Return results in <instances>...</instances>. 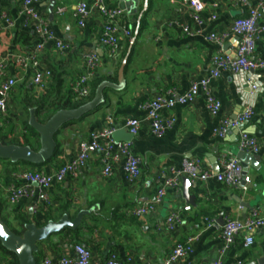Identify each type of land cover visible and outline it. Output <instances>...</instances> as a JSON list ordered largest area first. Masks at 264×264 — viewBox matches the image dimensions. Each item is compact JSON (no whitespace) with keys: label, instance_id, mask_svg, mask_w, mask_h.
Returning <instances> with one entry per match:
<instances>
[{"label":"crops","instance_id":"crops-1","mask_svg":"<svg viewBox=\"0 0 264 264\" xmlns=\"http://www.w3.org/2000/svg\"><path fill=\"white\" fill-rule=\"evenodd\" d=\"M198 1L201 5L197 13L202 21L200 25L192 19V8L181 0H105L109 7L125 8L120 23L129 35L119 32L114 50L99 42L105 20L94 6V0H55L51 14V0H39L33 6L66 46L60 50L52 42H47L40 57L42 67L54 69L62 91L69 89L82 73L81 56L85 51H95L99 56L96 77L102 78L100 83L108 84H104L100 91L97 104L100 105L96 109L94 107L80 119L66 125L61 123L58 127L54 135L61 151L56 159L39 166L19 161H12L18 163L11 165L0 160L3 216L11 221L15 216H21L32 220L28 224L41 227L63 216L71 221L79 215L77 226L82 224L87 228H82L78 242L91 250L94 259L103 260L114 252L123 261L130 258L127 264H165L176 243L194 237L192 253L174 264H264V259L261 263L259 261L264 258V225L253 232L254 240L250 246L245 247L242 239L236 238L221 255L222 239L220 225H217L219 217L241 220L254 210L264 217V90L253 92L245 75L235 76L229 71H221L210 83L211 92L221 105L217 114L207 111L204 96L199 94L190 103L176 104L162 111L164 119L174 121L161 137L151 134L145 112L140 108L143 101L156 94L171 88L183 94L192 81L208 77L212 68L211 56L216 51L235 53L237 38L229 29L235 18L247 15V10L236 6L235 0ZM79 2H84L88 11L83 26H79L75 18ZM20 3L21 0H0V12L5 11L13 23L5 27L3 20L0 21L3 26L0 58L7 59V73L16 79L6 113L0 114V124L5 130L11 128L9 138L23 141L24 135L28 134L23 125L26 118L23 103L37 89L32 84V71L21 68L13 57L26 54L40 40L31 26H23ZM57 7H62V12H57ZM259 25L264 27V10ZM183 26H187L192 34L184 33ZM22 32L30 37L29 44L21 36ZM222 32L228 36L221 47L206 38L210 33ZM253 56L264 62V32L256 40ZM250 74L254 81L264 86V69H256ZM51 81L46 87L48 93L55 80ZM89 87L91 90V85ZM245 104H250L253 110L245 129L259 143L255 166L247 167L246 174L251 181L246 190L225 186L214 178L190 181L186 193L193 197L188 201L182 195V179L178 192L172 188L166 190L162 204L154 213L141 217L129 213L131 208L152 198L163 175H168L169 167L179 168L183 158H197L202 168L214 173L220 170V161L224 157H236L240 161L236 144L239 132L232 129L225 136L218 137L214 129L221 119L236 116ZM107 115L118 124L126 117L140 120V128L131 145L133 153L141 160V173L136 182H127L122 161L113 163L111 176L102 177L99 156L93 154L74 180L68 179L50 188V202L37 203L35 211L31 209L35 199L20 200L15 204L8 202L6 187L13 182L14 171L25 168L47 171L69 160L75 155L80 140L88 138L90 131L106 126ZM32 118L41 124L48 121L39 120L34 107L29 108V124ZM28 137L34 140L31 135ZM184 206L189 209L184 210ZM172 210L179 212L181 222L167 231L164 220ZM60 213L57 219L47 221ZM211 219H215L214 224L208 221ZM50 240L49 244L41 243L38 249L42 256L57 258L63 239L55 235Z\"/></svg>","mask_w":264,"mask_h":264},{"label":"built area","instance_id":"built-area-1","mask_svg":"<svg viewBox=\"0 0 264 264\" xmlns=\"http://www.w3.org/2000/svg\"><path fill=\"white\" fill-rule=\"evenodd\" d=\"M39 0H21L19 15L23 19V26H31L39 38V42L23 55H15L14 61L23 69L32 71V84L37 90L45 87L47 80L51 76L49 69L41 66L40 57L47 42H52L57 49L63 50L65 44L55 36L48 26V21L41 14L37 13L34 5ZM105 0H94V6L98 9L105 22L102 27V33L99 36V42L103 46L114 50L118 44V33L129 35V31L121 26L120 19L125 13V8L109 7L105 5ZM183 4L192 8V19L196 24H202L198 16L201 5L198 0H181ZM234 4L239 8L247 10V15L237 17L230 26V34L237 38L236 50L233 55L216 51L211 56L212 68L209 76L192 81L188 90L179 94L174 88L165 90L164 93L156 94L146 99L141 104V109L145 112V119L149 123L150 132L155 137H161L172 123V118L164 119L162 111L170 109L176 104H186L192 102L197 95L204 96L207 111L216 115L220 109V102L213 96L210 83L217 78L221 71H229L231 74L245 75L247 82L253 92L264 90V86L253 80L251 71L264 69V62L253 56L255 43L260 33L264 32V27L259 25L261 12L264 10V0H235ZM62 7H57V12H62ZM243 10V9H241ZM87 6L84 2H79L75 8V18L79 26H83L87 17ZM214 16H212V19ZM3 20L5 27L13 25L7 17L5 11L0 12V21ZM3 26L0 22V33ZM186 34H192L187 26L182 27ZM200 33V31H199ZM228 34L210 33L206 38L221 47ZM82 73L76 77L70 86L73 98L81 100L90 94V82L96 77L100 67V59L95 51H85L82 53ZM16 84V79L7 73V59L0 58V114L5 115L7 102L11 91ZM253 110L250 104H245L243 109L234 117H225L220 120L218 126L214 129V134L223 137L229 130L235 129L239 132L237 139V148L240 152H249L255 154L259 151L257 140L247 133L245 124L252 117ZM106 126L90 131L88 138L78 142L75 155L69 160L59 164L55 168L47 171L42 169H18L13 172V182L6 187L7 200L10 204H15L20 200L35 199L31 207L36 210L37 203L47 204L50 202L49 190L55 184L66 180H74L79 171L85 167L87 161L93 154L99 156L101 163L100 174L102 177H109L112 174V165L116 161H122V169L125 173L127 182L130 184L136 182L141 173V160L131 149L132 141H114L112 134L118 129H126L134 136L137 135L140 128V120L134 117L124 118L120 124L114 122L112 116H106ZM220 170L214 173L211 170L201 167V162L197 158H183L181 166L176 168L170 166L168 175H163L159 186L151 199L141 205L135 206L129 210V213L136 217L145 216L154 213L156 208L162 204L166 190L172 188L179 191L181 180L187 178L189 181H206L214 178L225 186L240 188L246 190L251 178L243 173L241 162L236 157H224L221 159ZM188 210L189 206H184ZM215 223V219L208 220ZM181 218L178 211L172 210L164 220V228L167 231L173 230ZM264 225V217H261L258 210L244 219H232L223 217V223L220 225V237L222 246L219 254L224 253L234 242L236 238H241L243 245L250 246L253 243V232ZM194 237L187 238L184 242L176 243L165 262V264H174L178 260L192 253V243ZM121 260L116 253H109L103 260L94 259L91 250L82 243L71 244L68 238L63 239L61 252L57 258L43 255L40 264H127ZM148 264V263H144Z\"/></svg>","mask_w":264,"mask_h":264},{"label":"water","instance_id":"water-1","mask_svg":"<svg viewBox=\"0 0 264 264\" xmlns=\"http://www.w3.org/2000/svg\"><path fill=\"white\" fill-rule=\"evenodd\" d=\"M55 0H51L50 14L52 13ZM95 49V48H94ZM106 82L100 83L95 91V97L92 102L86 104L76 110H60L56 112L47 122L41 124L31 119V125L37 130L40 136V148L36 151L29 146H16V145H4L0 143V158L10 159L11 161H27L33 166H39L44 162H47L54 154L55 141L53 136L58 127L64 121L75 118L85 111H89L96 107L100 100V91ZM112 138L114 141L131 142L133 135L126 129H118L113 132ZM238 158L241 161L243 167V173L247 172L248 165L255 166V160L257 156L255 154H248L246 152H239ZM182 184L184 187L183 197L188 201H191V197L186 191L190 185V181L187 178H183ZM79 215L74 220H69L66 216H63L57 221H48L45 225L37 227L34 224H27L25 231L22 235H16L13 233L4 223L0 220V242L4 248L15 253L19 264H36L34 252L37 250V244L43 243L50 236L58 233L64 228H76L79 224ZM223 223V218L217 219V225ZM261 258L260 263L263 261Z\"/></svg>","mask_w":264,"mask_h":264},{"label":"trees","instance_id":"trees-1","mask_svg":"<svg viewBox=\"0 0 264 264\" xmlns=\"http://www.w3.org/2000/svg\"><path fill=\"white\" fill-rule=\"evenodd\" d=\"M21 36L24 37L25 42L29 44L30 37L27 34L25 35L23 32ZM31 48L32 47H30V49ZM49 70L51 72V76L49 78L48 84L45 85V88L35 91L34 94H31V95L29 94L28 97H26L25 102L23 103L22 111L24 115L26 116V118L24 119L25 121L23 125L25 126V129L27 130L28 134L24 135L23 141H18L16 138H9L8 132H11L10 130L11 128L10 129L8 128L7 130H5L4 126L0 124V143L4 145L29 146L33 150L37 151L40 147V138H39V133L37 132V130L27 121L28 115H29V108L34 107V114L35 116L38 117L39 120H43V122L47 121L51 118L52 114L55 113L56 111L64 110V109L69 110V111L76 110L92 102L94 99L97 86L102 81L101 77H95L90 83L91 90H90L89 96L81 100H75L73 98L70 88L65 91H62L61 83L59 82L58 84V78L55 76L56 73L54 72V69L51 68ZM51 80H55V81H54V85H51L52 91L48 93L46 87L52 82ZM99 105H96L94 109H96ZM91 111L93 110L91 109L89 111H85L75 118L68 119L67 121L63 122V125L71 123V121L80 119L81 117L85 116ZM40 113L42 114V117H40ZM29 135L34 137L33 141L29 139L28 137ZM54 140L56 142L54 154L49 160L56 159L59 156L60 151H61L60 143L56 140L55 135H54ZM0 160L8 161L9 163H11V165L18 163V162H12L6 158H0ZM19 162L27 164V165L30 164L29 162L22 161V160H19ZM60 215L61 213L58 214L54 218L49 217L47 218V221L50 219H53V220L57 219ZM0 220L3 221V223L16 235H22L23 232L25 231V225L28 223H31L32 221V220H27L21 216H15L14 221L8 220L5 216L2 215V200L1 199H0ZM83 227L87 228L86 226L82 224L77 226L76 228H64L63 230L59 231L58 233L52 236L58 235L62 237V239L68 238V242L72 244L78 243V236L80 235ZM52 236L47 238L44 242L49 244L51 241L50 238ZM56 244L54 243V245ZM39 246H40V243L37 244V250L36 252H34L36 264H38L39 260L42 257V252L40 251V249H38ZM0 252L2 256L4 257L3 259H0V264H19L15 253L4 248L1 242H0Z\"/></svg>","mask_w":264,"mask_h":264},{"label":"rangeland","instance_id":"rangeland-1","mask_svg":"<svg viewBox=\"0 0 264 264\" xmlns=\"http://www.w3.org/2000/svg\"><path fill=\"white\" fill-rule=\"evenodd\" d=\"M0 256H2L1 254H0ZM3 257V256H2Z\"/></svg>","mask_w":264,"mask_h":264}]
</instances>
